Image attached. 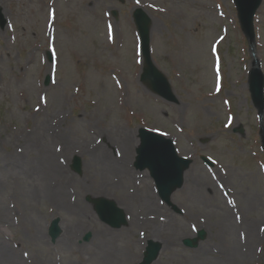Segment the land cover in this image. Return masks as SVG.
<instances>
[{
	"label": "rangeland",
	"instance_id": "374dc122",
	"mask_svg": "<svg viewBox=\"0 0 264 264\" xmlns=\"http://www.w3.org/2000/svg\"><path fill=\"white\" fill-rule=\"evenodd\" d=\"M197 2L212 10L200 12ZM136 9L151 19V58L177 103L140 82ZM0 16V207L12 209L0 228L8 235L0 250L9 247L19 264H139L152 239L162 246L152 264H264V112L249 92L254 64L264 77V0L253 18L252 42L235 0H0ZM60 124L77 126L88 150L65 156L62 207L43 195L35 154L28 156L32 146L14 131ZM140 128L171 139L178 155L193 161L171 197L180 213L158 198L149 173L133 166ZM128 142L134 144L129 161L115 165ZM97 148L112 164L91 155ZM201 155L215 167L205 166ZM74 157L81 174L71 169ZM245 186L255 188L251 213L239 196ZM87 198L113 201L126 224L102 223ZM56 218L61 234L53 243L48 228ZM199 230L205 239L186 248L183 240ZM104 237L111 244H103Z\"/></svg>",
	"mask_w": 264,
	"mask_h": 264
},
{
	"label": "water",
	"instance_id": "95a60500",
	"mask_svg": "<svg viewBox=\"0 0 264 264\" xmlns=\"http://www.w3.org/2000/svg\"><path fill=\"white\" fill-rule=\"evenodd\" d=\"M235 4L243 32L249 41L252 42L254 37L253 16L260 6L261 0H235ZM113 15L116 16V13L114 12ZM0 19L1 24L4 25L1 16ZM133 21L139 35L143 58V68L140 76L141 83L163 100L169 103H177L168 80L156 68L150 56V18L141 9H136L133 13ZM48 59L51 61L50 55H48ZM49 79V76H47L45 79L46 85ZM263 84L264 78L255 64L250 73L249 90L252 102L260 114L264 109ZM138 133L139 146L136 149L134 167L139 171L148 170L161 201L171 207L174 212L179 213L177 207L171 203V196L182 187L184 173L188 170L192 161L179 157L170 139L145 129H139ZM262 140L264 146V135H262ZM202 160L206 165L213 166L208 158L202 157ZM71 169L75 173L81 174V162L79 158H73ZM87 202L93 204L100 221L111 228L119 229L126 224L123 211L113 201L103 198L94 200L87 198ZM59 223L60 220L58 218L52 220L50 223L48 235L51 242H55L61 234ZM205 234L204 230H199L196 237L184 239L182 243L186 248L194 249L200 241L205 239ZM89 237V234L86 235L84 240L87 241ZM161 249L162 246L159 242L153 240L147 241L142 261L139 264H152L157 259Z\"/></svg>",
	"mask_w": 264,
	"mask_h": 264
},
{
	"label": "bare ground",
	"instance_id": "6f19581e",
	"mask_svg": "<svg viewBox=\"0 0 264 264\" xmlns=\"http://www.w3.org/2000/svg\"><path fill=\"white\" fill-rule=\"evenodd\" d=\"M64 4H67V2H64ZM68 4H71V2H68ZM89 5H91V3L85 4L80 8L83 11L85 10L87 11L90 8ZM193 6L194 8H197L200 12H204V11L209 12L212 10V7L207 6L203 2H197ZM155 27L156 25H154V28ZM192 53L193 52L190 51V53H188L187 55L192 56ZM184 56H186V54H184ZM252 69H253V66H252ZM54 119L55 121H57L59 119V116L58 115L54 116ZM63 122L65 121L62 120L60 123H63ZM62 127L63 126H61V124L54 125V126L35 125L33 127V130H31V132L29 133H24V132L21 133L18 130H14L17 134H19L25 140H27V143L32 146L28 148V156H30L33 153L35 154L34 155L36 158L34 159L36 163L35 168L37 169L35 170L39 174V178H40L39 183L42 185L41 188H42L43 195H46L50 199H54L56 203L59 204L60 207L65 205V193H64L65 156L66 154L71 155L72 153H75L83 149H86L85 151H88L86 147L85 148L82 147L83 144H80L79 140H80V136L82 135V133L77 130L78 128L77 126H75L74 130H69L67 128L63 129ZM39 140L42 142V145L39 143ZM34 143H36L37 145L34 146ZM133 147H134V144L131 142L126 143L125 146L123 145L120 151L121 153L119 157L120 159H117V157L114 159L115 165L118 164L117 162L119 161L120 164L125 166L126 165L125 163L129 161ZM91 153H92L91 155H97L96 158L103 161L105 164L110 163L107 159L105 160V156L108 157V154L101 151L99 148H97L96 150H93V152ZM29 158H31V156ZM13 159H15V161L20 160L17 157ZM4 160L5 158L0 159V163L1 162L3 163ZM2 169H3V166H2ZM7 180L9 181L10 179L7 178ZM44 183H46V186ZM252 205L254 206V203ZM251 208L248 207V210H247L248 213H251ZM10 215H12V209L10 207L8 206L0 207V228L3 225H7ZM250 222L255 223L253 219H250ZM233 228L236 229L234 225H233ZM245 231L248 234V239L249 240L252 239L253 238L252 236H254V230L251 224H248V228ZM227 233H228L227 236H229V232ZM97 236H99V234H97ZM35 237L38 240L44 239L43 233L41 231H36ZM7 239H8V235L4 231L0 230V242H4ZM108 239L109 238H105V237L102 238L103 244H106V243L111 244L110 241H105ZM104 248L106 249L108 254H113V252L109 250L108 246H105ZM8 249L9 247L2 246L0 250V260L13 263V264H19V261L14 256V254L8 253L7 251Z\"/></svg>",
	"mask_w": 264,
	"mask_h": 264
},
{
	"label": "flooded vegetation",
	"instance_id": "af4514ba",
	"mask_svg": "<svg viewBox=\"0 0 264 264\" xmlns=\"http://www.w3.org/2000/svg\"><path fill=\"white\" fill-rule=\"evenodd\" d=\"M243 178V177H242ZM245 193L239 192L240 199L242 203L245 205L246 210H248V207L251 208L254 203V206L251 208V210H254L256 206V200H255V188L250 187V186H245Z\"/></svg>",
	"mask_w": 264,
	"mask_h": 264
}]
</instances>
